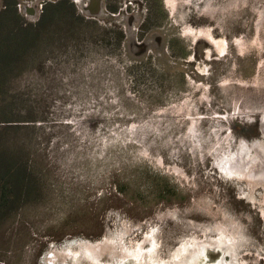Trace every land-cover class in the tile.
Segmentation results:
<instances>
[{
	"label": "rangeland",
	"instance_id": "obj_1",
	"mask_svg": "<svg viewBox=\"0 0 264 264\" xmlns=\"http://www.w3.org/2000/svg\"><path fill=\"white\" fill-rule=\"evenodd\" d=\"M58 1L0 0L27 25L0 21V177L13 156L32 192L1 205L0 264H181L243 234L264 264V0H68L37 28Z\"/></svg>",
	"mask_w": 264,
	"mask_h": 264
},
{
	"label": "trees",
	"instance_id": "obj_2",
	"mask_svg": "<svg viewBox=\"0 0 264 264\" xmlns=\"http://www.w3.org/2000/svg\"><path fill=\"white\" fill-rule=\"evenodd\" d=\"M8 11L14 14V19L16 20L15 22L18 23L16 25L20 26L19 28L24 29L26 24L22 23L20 18L16 16L15 9L13 8V6H7V5L4 6V8L0 11V21L3 15ZM65 11H69L70 15L77 20L74 5L71 4L68 0H60L55 3H51V2L47 3L42 10L39 20L34 25L37 28L44 26L47 29L49 28V26H52L55 23L64 21L65 18H63L64 17L63 13ZM118 37L120 40L124 38L121 32L118 33ZM38 38L39 36L35 34L33 38L34 42ZM23 56L24 55L19 57H23ZM11 78L12 77L10 74L8 76L7 74H4L1 77L2 80L0 83V122H6V123L13 122L12 112L9 110V105L5 106L6 100L12 97L9 95V92L4 89V84L6 83V80H10ZM7 130L8 128H2V130H0V134L1 132H6ZM0 149L4 151L1 144H0ZM6 157L8 158L7 159L8 165L6 167L10 168V171L7 174H2V176L0 177V200H2V203H0V210H1V205L4 206L3 209L15 208L18 204L17 202H19L23 197L30 199L31 196L30 197L28 196L32 194L31 188H29V185H27L26 184L27 182L25 181L27 178L26 179L22 178V176H27V170L25 169V166H23L20 160L16 159L13 156L6 155ZM0 161H2V158H0ZM1 166L2 163L0 162V168H2ZM13 174L14 176L18 177L19 179V181L17 180L18 183L17 181L11 180L10 175Z\"/></svg>",
	"mask_w": 264,
	"mask_h": 264
},
{
	"label": "flooded vegetation",
	"instance_id": "obj_3",
	"mask_svg": "<svg viewBox=\"0 0 264 264\" xmlns=\"http://www.w3.org/2000/svg\"><path fill=\"white\" fill-rule=\"evenodd\" d=\"M235 173L233 175L228 173L227 176H234ZM247 245H249V238L246 234L238 237L226 235L217 240L198 241L193 245V252L190 251L192 255L188 257L189 261L181 264H243L240 256L248 248Z\"/></svg>",
	"mask_w": 264,
	"mask_h": 264
},
{
	"label": "bare ground",
	"instance_id": "obj_4",
	"mask_svg": "<svg viewBox=\"0 0 264 264\" xmlns=\"http://www.w3.org/2000/svg\"><path fill=\"white\" fill-rule=\"evenodd\" d=\"M219 48H220V47H219ZM239 155L241 156V153H239ZM239 158H240V157H239ZM239 158H238V159H239ZM238 159H237V161H238ZM232 164H234V163H232ZM230 165H231L230 162H228V164H226V165L224 164L223 167H222V168H224V172H225L226 175H228V172H229L230 169L234 168V167H231ZM228 168H229V170H228ZM259 178H260V176H259ZM92 250H93V249H92ZM94 250H95V249H94ZM98 250H99V249H98ZM106 251H107V250H106ZM106 251H105V252H106Z\"/></svg>",
	"mask_w": 264,
	"mask_h": 264
}]
</instances>
